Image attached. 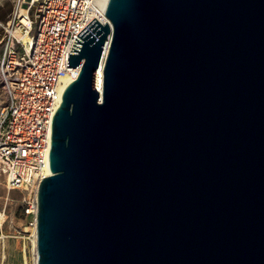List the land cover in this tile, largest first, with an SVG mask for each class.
<instances>
[{
	"label": "water",
	"instance_id": "95a60500",
	"mask_svg": "<svg viewBox=\"0 0 264 264\" xmlns=\"http://www.w3.org/2000/svg\"><path fill=\"white\" fill-rule=\"evenodd\" d=\"M100 10L68 53L35 264H264V0Z\"/></svg>",
	"mask_w": 264,
	"mask_h": 264
},
{
	"label": "built area",
	"instance_id": "2783aa9c",
	"mask_svg": "<svg viewBox=\"0 0 264 264\" xmlns=\"http://www.w3.org/2000/svg\"><path fill=\"white\" fill-rule=\"evenodd\" d=\"M0 25V182L8 190L27 191L24 214L31 217L36 238L38 185L49 170L51 120L65 87L62 77L75 78L80 67L67 66L71 46L93 18L97 0H27Z\"/></svg>",
	"mask_w": 264,
	"mask_h": 264
},
{
	"label": "rangeland",
	"instance_id": "374dc122",
	"mask_svg": "<svg viewBox=\"0 0 264 264\" xmlns=\"http://www.w3.org/2000/svg\"><path fill=\"white\" fill-rule=\"evenodd\" d=\"M22 1L0 0V25L13 17L15 10H21V15L24 13L26 5ZM4 101L0 83V107ZM26 196L27 191L8 190L4 183L0 182V264H35L30 236L32 226L29 225L31 217L24 214L23 210V198Z\"/></svg>",
	"mask_w": 264,
	"mask_h": 264
},
{
	"label": "bare ground",
	"instance_id": "6f19581e",
	"mask_svg": "<svg viewBox=\"0 0 264 264\" xmlns=\"http://www.w3.org/2000/svg\"><path fill=\"white\" fill-rule=\"evenodd\" d=\"M105 0H97V5L98 7L100 8L101 5L104 3ZM19 19L22 23H26L27 21V18L26 16L24 15V13L21 15H19ZM98 22H100L101 24L103 23H107L110 25V22L109 20L107 19V17L105 16V14L99 10V15H98ZM108 41L106 42L105 46H104V49H103V54H102V57H101V60H100V66H99V69L97 71V74H96V79H95V86L97 87V89L99 90V92H101L102 90V81H101V73H102V65H103V62H104V59H105V55H106V52L108 50ZM77 77V76H76ZM75 77V78H76ZM74 78V79H75ZM73 78H71L70 76L66 75L64 77H62V81H63V84L61 86V90L67 86V84L69 82H71L72 80H74ZM45 174H49V170H47V172ZM1 218H2V215H0V221H1ZM35 244V241L33 240V246ZM33 252H34V248H33ZM36 262V256H35V253H34V263Z\"/></svg>",
	"mask_w": 264,
	"mask_h": 264
}]
</instances>
